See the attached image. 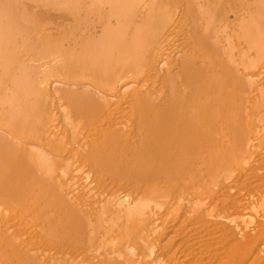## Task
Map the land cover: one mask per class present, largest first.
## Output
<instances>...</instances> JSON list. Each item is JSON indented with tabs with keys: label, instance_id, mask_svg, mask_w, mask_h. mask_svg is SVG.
<instances>
[{
	"label": "bare ground",
	"instance_id": "obj_1",
	"mask_svg": "<svg viewBox=\"0 0 264 264\" xmlns=\"http://www.w3.org/2000/svg\"><path fill=\"white\" fill-rule=\"evenodd\" d=\"M0 264H264V0H0Z\"/></svg>",
	"mask_w": 264,
	"mask_h": 264
}]
</instances>
